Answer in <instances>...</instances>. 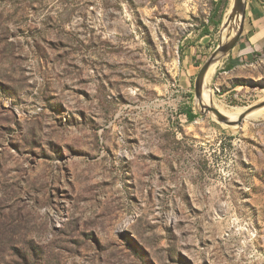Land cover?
<instances>
[{
  "label": "rangeland",
  "instance_id": "1",
  "mask_svg": "<svg viewBox=\"0 0 264 264\" xmlns=\"http://www.w3.org/2000/svg\"><path fill=\"white\" fill-rule=\"evenodd\" d=\"M225 1L0 0V264H264V107L194 98ZM228 55L243 112L264 57Z\"/></svg>",
  "mask_w": 264,
  "mask_h": 264
},
{
  "label": "water",
  "instance_id": "2",
  "mask_svg": "<svg viewBox=\"0 0 264 264\" xmlns=\"http://www.w3.org/2000/svg\"><path fill=\"white\" fill-rule=\"evenodd\" d=\"M246 0H232V4L230 7V11L228 14V17L226 21L223 23L222 28L227 27L229 24V20H232L234 18H238L240 20L239 26L235 30L233 35H229L226 40L220 41L216 48L213 50V52L210 54V56L206 59V61L202 64L200 67L195 80H194V98L195 101H199L200 104V112L203 114L211 113L215 116L216 120L220 123H223L227 126H236L241 125L242 121L246 116H248L250 113L259 110L264 107V101L260 102L256 105H253L249 107L248 109L244 110L236 120L230 119L227 115L222 113L220 110H218L214 105L212 100H210L209 104L204 105L202 103L203 100V94H204V83L206 75L209 71V69L216 64L220 59L224 58L236 45L238 40L240 39L243 28H244V21L246 16ZM221 28V30H222Z\"/></svg>",
  "mask_w": 264,
  "mask_h": 264
},
{
  "label": "crops",
  "instance_id": "3",
  "mask_svg": "<svg viewBox=\"0 0 264 264\" xmlns=\"http://www.w3.org/2000/svg\"><path fill=\"white\" fill-rule=\"evenodd\" d=\"M228 63L243 60L250 64L262 61L264 57V4L260 0H250L246 5V16L242 35L229 52ZM237 64V65H238Z\"/></svg>",
  "mask_w": 264,
  "mask_h": 264
},
{
  "label": "bare ground",
  "instance_id": "4",
  "mask_svg": "<svg viewBox=\"0 0 264 264\" xmlns=\"http://www.w3.org/2000/svg\"><path fill=\"white\" fill-rule=\"evenodd\" d=\"M239 23H240V20L238 18H234L232 20H229V22H228L229 25L227 27H225V28L223 27L222 30H221V34L224 36L223 37V41L226 40L229 35L231 36V35L234 34L235 30L239 26ZM214 66H215V64H214ZM210 100H212L211 91L210 90H208V91L204 90L202 103L204 105H207V103H209ZM196 103H197L198 108L200 109L199 101L196 100ZM216 107H218V106H216ZM219 109H221V108H219ZM220 111L222 113H224L225 115H227L232 120L237 119V117L242 113V112H239V110H237V111H227V112H224L222 110H220Z\"/></svg>",
  "mask_w": 264,
  "mask_h": 264
},
{
  "label": "trees",
  "instance_id": "5",
  "mask_svg": "<svg viewBox=\"0 0 264 264\" xmlns=\"http://www.w3.org/2000/svg\"><path fill=\"white\" fill-rule=\"evenodd\" d=\"M225 4L227 3V0L224 2ZM238 64L237 61H231L229 62V64L227 65V68L230 69L234 66H236ZM184 114L186 115V117L189 119V120H193L197 115L193 113V110L191 107L189 108H186L185 109V112Z\"/></svg>",
  "mask_w": 264,
  "mask_h": 264
}]
</instances>
